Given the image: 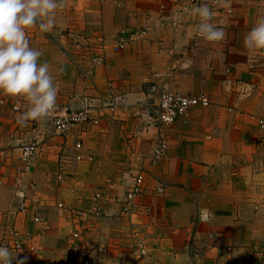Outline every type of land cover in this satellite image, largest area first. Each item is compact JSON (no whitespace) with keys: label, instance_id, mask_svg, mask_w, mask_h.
I'll return each mask as SVG.
<instances>
[{"label":"crops","instance_id":"obj_1","mask_svg":"<svg viewBox=\"0 0 264 264\" xmlns=\"http://www.w3.org/2000/svg\"><path fill=\"white\" fill-rule=\"evenodd\" d=\"M185 1L61 0L51 31L27 29L29 46L42 53L38 62L49 65L56 104L80 107L88 96L99 121L66 133L53 130L49 118L18 122L26 102L0 93V243L8 246L11 264H78L68 251L85 252L94 245L95 232L111 229L103 223L120 216L117 206L139 173L144 183L137 200L177 233L210 228L233 237L243 224L234 208L241 205L242 215L250 201L262 204L264 130L257 122L264 117V71L252 73L246 65L251 53L262 51L249 52L243 39L264 18V0H221L215 7L204 2L224 31L215 42L196 35L191 11L196 6L181 10ZM227 7L233 12L226 13ZM124 29L146 32L121 48ZM94 55L104 63L91 67ZM227 76L254 82L253 94L245 98L237 86L226 88ZM165 83L174 92L205 94L210 103L192 104L165 127L168 148L153 164L157 129L140 114L146 106L157 109L158 92H149L151 84ZM29 141L36 143V154L26 163L21 144ZM97 202L98 216L91 213ZM202 209L213 214L211 222L197 221ZM247 231L248 260L227 250L219 252L222 259L264 264V240L259 241L264 228ZM16 239L22 241L19 249L12 248Z\"/></svg>","mask_w":264,"mask_h":264},{"label":"rangeland","instance_id":"obj_2","mask_svg":"<svg viewBox=\"0 0 264 264\" xmlns=\"http://www.w3.org/2000/svg\"><path fill=\"white\" fill-rule=\"evenodd\" d=\"M133 184L126 192L125 200L117 206L121 209L120 216L106 219L103 223L110 225L111 229H108L104 234L95 232L94 245L82 249H87L84 250L85 254L83 251L77 254L76 252L70 254L68 251V256L78 261V264H81L78 257L82 262L83 255L91 258L95 264H235V262L230 263L234 257L227 260L222 259L219 252L227 250L232 254L236 253L235 259L237 260L241 259L240 256L248 260L250 253L247 252L243 243V238L249 234L247 229L248 227L258 229L259 226L264 228L263 180L260 181L261 191H263L261 192L263 197L260 199L262 202L260 206L256 199L252 200L250 202L253 204L247 210L249 212L245 209L242 215L240 214L243 210L241 205L237 209L234 208L238 223L243 224L237 235L233 234V237L227 233L225 235V232L214 231L210 228H203L199 234H196V231L192 234L190 230L177 233L172 225H166L164 218L151 217L149 210L151 207L147 208L141 200H137L141 193L134 198H128V192ZM258 189L256 190L258 191ZM139 207L141 213L138 212ZM212 220L201 222L197 217V221L200 223L207 224ZM172 236H175L176 241L171 239ZM259 239V241L264 240V232L260 233ZM252 249L257 250V244ZM240 251H243V254L240 255Z\"/></svg>","mask_w":264,"mask_h":264},{"label":"clouds","instance_id":"obj_3","mask_svg":"<svg viewBox=\"0 0 264 264\" xmlns=\"http://www.w3.org/2000/svg\"><path fill=\"white\" fill-rule=\"evenodd\" d=\"M60 7L61 0H0V93L26 102L18 122L47 118L55 109L54 78L48 63L38 62L42 53L29 46L26 31L33 25L51 31ZM191 11L198 18V35L210 42L223 39L224 31L212 22L213 12L206 3ZM243 44L249 52L264 51V18L248 31ZM199 218L208 219L205 210ZM10 257L9 249L0 245V264H11Z\"/></svg>","mask_w":264,"mask_h":264},{"label":"built area","instance_id":"obj_4","mask_svg":"<svg viewBox=\"0 0 264 264\" xmlns=\"http://www.w3.org/2000/svg\"><path fill=\"white\" fill-rule=\"evenodd\" d=\"M220 0H186L181 4V10H187L191 8L192 6H197L204 2H211L213 6L215 7L217 4H219ZM237 1V0H233ZM224 11L226 13L233 12L232 7L224 8ZM195 33L197 36V25H198V18L196 19L195 23ZM146 32L145 29L140 31L135 30H121L120 36L121 39L118 42V46L123 48L125 43L127 42L128 38L131 39L135 35H144ZM104 57L101 55H94L91 56L89 59V65L92 67L94 65H101L104 63ZM247 68L250 72L255 73L258 71H264V51L259 53H251L247 58ZM227 73H230V68L226 69ZM224 85L228 89H232L234 86L238 87V92L242 97H249L253 94L255 83L248 79H242V78H232L227 76L224 80ZM150 93L158 92V106L157 109H152L149 106H146V109L141 112V116L152 125L154 128L157 129V137L154 140V144L152 146L151 151V160L153 164H156L165 154L168 148V142L165 136L163 135V130L165 127L172 125L176 119L179 116H183L187 113L188 107L195 103H201L204 106L209 105L210 100L208 96L205 94H201L199 96H189L182 94L180 92H174L170 90L168 87V84L165 83L161 86V88L157 84H151L149 88ZM112 103V100H111ZM12 107L15 110H19L20 106L18 104H13ZM96 106L93 103L92 98H89L88 96L83 97V104L80 107H73L71 105H58L56 104L55 109L50 113V115L47 117L51 120L55 130L58 133H66L70 128L73 126L80 124V123H87V122H93L98 123V118L93 114L94 109ZM115 104L114 102L110 105V109H114ZM258 127L260 129L264 130V117L260 118L258 120ZM21 150H22V159L29 163L36 154V143L34 141L29 142H23L21 144ZM144 176L143 174L139 173L134 178V184L131 188V190L128 192V198H134V196L141 193V190L143 188L144 183ZM99 194H96V197H98ZM60 206L62 204H59ZM20 210L22 212L26 211V204L23 202L20 205ZM205 212L208 214V219L206 221H209L213 218V214L209 211ZM92 214L98 216L101 213V207L99 203L97 202L91 211ZM200 217V216H199ZM200 219V218H199ZM35 220L38 222H43V218L41 217H35ZM201 221V220H200ZM45 228H48V225L45 226ZM77 236V234H75ZM21 242L20 240L16 239L13 244L12 248L19 249L21 248ZM0 245L5 246L8 248L6 244L0 243ZM70 252L73 254L75 253L74 250H70ZM85 254V252H83ZM84 264H94L91 259L83 255Z\"/></svg>","mask_w":264,"mask_h":264}]
</instances>
